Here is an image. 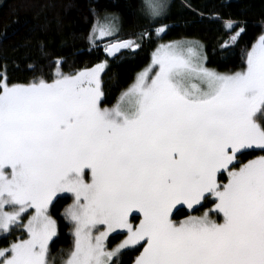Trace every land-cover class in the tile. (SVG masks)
<instances>
[{
  "label": "snow or ice",
  "instance_id": "snow-or-ice-1",
  "mask_svg": "<svg viewBox=\"0 0 264 264\" xmlns=\"http://www.w3.org/2000/svg\"><path fill=\"white\" fill-rule=\"evenodd\" d=\"M169 7L138 0L148 25L138 38L115 39L120 18L108 12L88 39L113 38L103 48L113 60L134 54L153 25L157 38L167 34ZM242 23L225 22L241 26L224 51ZM207 62L198 40L160 43L110 106L101 75L108 59L67 74L57 58L53 78L27 83L0 74V234L26 233L0 248V264H122L138 247L131 264H264V155L239 159L264 153V30L240 70ZM209 196L212 208L173 219L178 205L194 212ZM68 198L62 216L73 240L54 255L51 209ZM113 234L124 239L110 247Z\"/></svg>",
  "mask_w": 264,
  "mask_h": 264
},
{
  "label": "trees",
  "instance_id": "trees-1",
  "mask_svg": "<svg viewBox=\"0 0 264 264\" xmlns=\"http://www.w3.org/2000/svg\"><path fill=\"white\" fill-rule=\"evenodd\" d=\"M168 3L164 21L170 26L167 34L157 38L153 25L151 39H145L139 50L134 54L124 52L113 60L106 57L102 46L113 38L97 39L93 44L88 36L94 23L112 12L120 18V31L115 39L138 38L148 27L139 14L138 0H0V74L6 73L12 83H27L39 77L53 78L57 58L63 60L61 71L67 74L108 59L102 83L107 97L105 104L110 106L147 66L160 43L198 40L208 57L207 66L229 72L243 65L245 52L264 30V0H168ZM228 19L243 22L245 32L224 51L221 45L241 26L228 30L225 27ZM258 153L259 150L246 151L239 157L240 162ZM69 203L70 198L58 199L51 209L58 224V238L51 246L52 251H67L71 247L69 225L62 216ZM173 213L175 220L189 214L184 207L174 209ZM119 236L116 234L110 240ZM6 244L8 240L0 241V246ZM140 249L126 251L121 257L122 264H131Z\"/></svg>",
  "mask_w": 264,
  "mask_h": 264
},
{
  "label": "rangeland",
  "instance_id": "rangeland-1",
  "mask_svg": "<svg viewBox=\"0 0 264 264\" xmlns=\"http://www.w3.org/2000/svg\"><path fill=\"white\" fill-rule=\"evenodd\" d=\"M103 20H100V22H95L94 23V25H97V24H99V25H104L105 23H107V21L104 19V18H102ZM93 25V26H94ZM92 29H93V27H92ZM92 29H91V32H92ZM90 32V33H91ZM108 38H110V37H108ZM98 39H101V38H98ZM103 39H107V38H103ZM102 39V40H103ZM117 39V38H116ZM111 41H114L113 39H109L108 41H106V42H104V43H102V46L104 47L107 43H109V42H111ZM164 43H167V42H164ZM151 62V59H150V61H149V63ZM149 63L147 64V66L149 65ZM147 66H145L143 69H145ZM93 67V66H92ZM242 67V66H241ZM240 67V68H241ZM91 68V67H90ZM240 68H238V69H236V70H240ZM142 69V70H143ZM141 70V71H142ZM236 70H234V71H236ZM80 71V70H79ZM230 72V71H229ZM102 75V74H101ZM258 155H264V153H262V152H260V153H258L257 155H255L254 157H252V158H250V159H254L256 156H258ZM240 159V158H239ZM250 159H248V160H250ZM248 160H246V161H243V162H241V163H246ZM237 167H239V165H237ZM218 180H219V182H221V183H226L227 182V174L226 173H224L223 175H220V176H218ZM65 195H67V194H65ZM213 197H211V196H209L208 197V199H207V201H202V204H205V202H206V205L204 206V207H202V208H198L195 212H192V211H190V210H188L187 209V207L186 206H183V205H178L177 206V208L178 207H184L188 212H189V214H187V215H200L203 211H205V210H208V209H210V208H212L213 207V204H212V201H213ZM72 201H71V199H70V203H71ZM69 203V204H70ZM67 207V206H66ZM65 207V208H66ZM64 211V210H63ZM63 211H62V213H63ZM32 213H31V211L28 213V215H31ZM187 215H185L184 217H182V218H180L179 220H182V219H184ZM217 219H221L222 220V216L221 217H216ZM131 219H132V222L133 223H138L139 222V217L138 216H136V215H134L133 217H131ZM65 221L68 223V225H69V233L71 234V229H72V226H71V224L65 219ZM24 222L26 223L27 222V216H25L24 217ZM114 235H116V234H113L112 236H114ZM16 238H26V233H24L23 232V229L21 228V229H17L16 231H14L13 232V234L12 235H7V236H5L4 234H0V241L1 240H8V243L10 242V241H12V240H14V239H16ZM71 238H72V240H73V237L71 236ZM124 239V236L123 235H120L117 239H115L114 241H111L110 240V247L111 246H115V245H117V244H119L122 240ZM7 245V244H6ZM6 245H4L3 247H5ZM0 248H2V246H0ZM140 250H142V248L140 249ZM52 253L55 255L56 253H57V251H52ZM139 254V253H138Z\"/></svg>",
  "mask_w": 264,
  "mask_h": 264
},
{
  "label": "water",
  "instance_id": "water-1",
  "mask_svg": "<svg viewBox=\"0 0 264 264\" xmlns=\"http://www.w3.org/2000/svg\"><path fill=\"white\" fill-rule=\"evenodd\" d=\"M119 40H127V39H119ZM111 42H114V41H111ZM110 43V42H109ZM108 44V43H107Z\"/></svg>",
  "mask_w": 264,
  "mask_h": 264
}]
</instances>
